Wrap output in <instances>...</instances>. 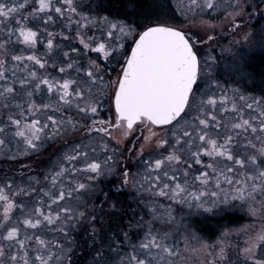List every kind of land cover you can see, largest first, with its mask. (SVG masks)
<instances>
[{
	"label": "snow or ice",
	"instance_id": "6c2138e0",
	"mask_svg": "<svg viewBox=\"0 0 264 264\" xmlns=\"http://www.w3.org/2000/svg\"><path fill=\"white\" fill-rule=\"evenodd\" d=\"M167 3L0 0V264H264V88L218 78L264 56V0Z\"/></svg>",
	"mask_w": 264,
	"mask_h": 264
},
{
	"label": "rangeland",
	"instance_id": "374dc122",
	"mask_svg": "<svg viewBox=\"0 0 264 264\" xmlns=\"http://www.w3.org/2000/svg\"><path fill=\"white\" fill-rule=\"evenodd\" d=\"M84 3L87 4L88 3V0H84ZM105 3V1H104ZM140 5H138V10L135 8V13H133V15L131 16L132 18L134 19H141V18H145V17H149V16H157V15H160L161 13H165L167 11V7H168V3H167V0H140L139 3ZM105 7H107V5L105 4ZM128 7L127 10L129 11H133V7L134 6H131V5H127L126 8ZM108 8V7H107ZM119 11V9H116L115 10V13H117ZM129 16L131 15L130 13H127ZM253 24H255V20L252 21ZM50 31H60V23L58 22V24L55 26V27H50L49 28ZM57 43H62V41H60L59 37H57ZM227 40H222L221 43L222 44H227ZM64 50H67V47H65ZM39 51L40 53H43L44 52V48H43V45H40L39 46ZM208 50L205 49V54H207ZM216 56H219L220 55V49L217 47L214 52L212 53ZM94 55V54H93ZM261 53L259 51H257L254 55L252 53L249 54L248 56V63L251 65L252 67V63H253V59L254 58H257V57H261ZM51 63V60L49 61ZM223 64L224 62H221V65H220V69H218V72H219V76L218 78L220 79L221 81V84L226 87V88H239L241 89L242 91L246 92L247 94H250V95H256V96H259L260 94L257 92H253L252 90H255L254 87H253V84L255 82V76L253 75V73L251 72V68L249 69V71L252 73L251 75L248 76L247 79L245 80H242L240 79L239 76H229L227 73L221 71V69L223 68ZM49 71H53L52 69H49ZM53 74H55L53 72ZM259 74H263V71L260 70L259 71ZM259 81V79L257 80ZM261 83V81L259 82ZM263 87H264V83H263ZM50 143V147H46L45 149L42 150L43 154L38 156L37 159L39 161H47L48 160V156L49 154L54 150V148L56 147H59V144H53L52 142H49ZM2 161H0V165H2ZM33 168L39 170V171H43V167L40 165V164H33ZM118 180V179H117ZM126 192V191H125ZM133 194V193H132ZM124 198V196H123ZM125 199V198H124ZM129 204H131L133 207H135V202L132 201V203L128 202ZM231 210H234L232 207H229ZM226 210L228 209H225V207L223 205H221L219 208H218V214L216 216H221L224 212H226ZM233 212H237L236 210H234ZM239 213V212H237ZM240 215V213H239ZM210 217L209 213H205L203 215H196V214H193L192 217H191V222H192V225L193 227H195L197 230H199V226H196L195 223L197 220H205V219H208ZM195 221V222H193ZM244 221H241V223H243ZM231 226L232 224H221L220 225V228L217 232H215V234L212 236L215 238L216 235L219 234V232L221 230H223L224 226ZM205 237H208L207 235H205L204 233H202ZM75 235V233H74ZM80 251L77 250L76 252V259H79L80 257ZM80 264H83V261H80Z\"/></svg>",
	"mask_w": 264,
	"mask_h": 264
},
{
	"label": "trees",
	"instance_id": "16d2710c",
	"mask_svg": "<svg viewBox=\"0 0 264 264\" xmlns=\"http://www.w3.org/2000/svg\"><path fill=\"white\" fill-rule=\"evenodd\" d=\"M105 4L107 5L109 11L115 13L116 9H128L126 6L129 4L134 6L138 10V4L140 0H104ZM133 10V9H132ZM127 13H130V17L133 15V11L127 10ZM262 70L263 74H259V71ZM251 72L255 76V82L253 87L255 90L253 92H258L261 94V89L264 83V56L257 57L253 59ZM259 79V81H257ZM261 81V83H259ZM226 212H224L221 216H216L218 214V209L214 213H209L210 217L205 220H197L195 225L199 226V231L207 235L208 237H212L215 232H217L220 228V225L223 224H233L237 221V218L240 216L239 213L233 212L229 207L231 206H224ZM195 222V221H193ZM241 222V221H240ZM214 238V237H212Z\"/></svg>",
	"mask_w": 264,
	"mask_h": 264
},
{
	"label": "flooded vegetation",
	"instance_id": "af4514ba",
	"mask_svg": "<svg viewBox=\"0 0 264 264\" xmlns=\"http://www.w3.org/2000/svg\"><path fill=\"white\" fill-rule=\"evenodd\" d=\"M117 179L118 177L112 176L108 178L107 180H105L101 184V187L104 189V191H108L109 189L115 190L113 185L117 182ZM122 193H123L124 198L127 200V202L132 203V199H131V196L133 195L132 192H130L128 189H123Z\"/></svg>",
	"mask_w": 264,
	"mask_h": 264
}]
</instances>
